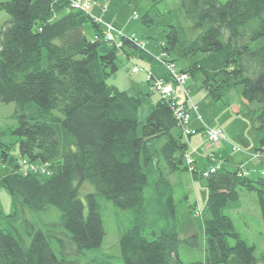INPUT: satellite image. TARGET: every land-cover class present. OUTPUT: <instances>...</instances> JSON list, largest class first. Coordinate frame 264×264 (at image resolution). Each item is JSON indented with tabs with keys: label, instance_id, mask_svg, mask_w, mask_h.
I'll return each instance as SVG.
<instances>
[{
	"label": "trees",
	"instance_id": "obj_1",
	"mask_svg": "<svg viewBox=\"0 0 264 264\" xmlns=\"http://www.w3.org/2000/svg\"><path fill=\"white\" fill-rule=\"evenodd\" d=\"M179 1L191 25L188 30L172 25L163 49L191 60L181 71L191 77L199 74L201 87L213 100L241 84L242 98L261 105L252 121L254 129L264 134V0ZM1 12L7 18L0 21V102L15 104L11 116L17 124L11 132L21 161L47 163L48 173H22L21 161L10 157L9 145L0 140V159L11 167L0 176V185L10 192L15 209L54 206L59 211L54 226L61 231L34 229L30 224L33 230L27 243L0 225V264H78L58 257L51 240L75 251L99 246L105 231L98 195L131 212V225L118 240L123 264L264 262V251L257 258L254 246L241 237L225 213L239 207L238 187L255 190L264 227V176L252 179L248 173L241 174L240 165L228 170L221 164L207 176L199 173L208 189L199 210L203 260L180 259L181 240L174 227L155 231L146 197L154 165L163 163L166 169L157 181L166 188L159 190V201L169 190L166 176L188 169V144L172 107L178 98H159L140 122L143 98L107 84L105 78L117 69L119 51L147 60L157 76L174 80L162 64L127 36L119 48L112 45L100 53L104 41L90 39L82 31L89 21L94 34L102 38L99 24L69 0H0ZM147 19L148 15L142 17L144 22ZM260 171L264 174V169ZM192 172L198 175L197 170ZM84 182L94 188L85 192V201L80 198ZM171 201L169 194L165 203ZM183 240L195 246L197 235Z\"/></svg>",
	"mask_w": 264,
	"mask_h": 264
},
{
	"label": "rangeland",
	"instance_id": "obj_2",
	"mask_svg": "<svg viewBox=\"0 0 264 264\" xmlns=\"http://www.w3.org/2000/svg\"><path fill=\"white\" fill-rule=\"evenodd\" d=\"M87 1L90 2L88 12L93 18L101 20V27L104 24L107 28L110 26L113 32H119L124 36L129 35L128 39L131 35H134L144 43V47H141V49L151 54L153 59L165 68L169 64L168 60L172 58L176 69L184 68L191 63L189 58L178 57L176 53L169 55L167 51L160 47H163L172 25H181L186 30L191 25L179 0ZM144 15H148L150 19L144 22L142 20ZM6 18V13L1 12L0 21L2 22ZM82 31L90 39L93 38L95 33L89 21L83 23ZM197 32L191 33L195 35ZM101 36H103V33ZM111 47L112 44L105 41L99 45L98 50L100 53H105ZM116 65L117 69L106 76L105 81L107 84L115 85L117 88L127 91L130 95L143 98L138 110V120L142 122L151 110V106L160 98V92L150 88L152 86L150 73L155 77L158 76L147 60L136 55L128 58L123 51L117 52ZM133 65L139 68V71H133ZM172 82L175 85L176 93H179L175 81L172 80ZM185 85L188 87V99L197 107L194 111L195 116H201L202 121L221 136L220 142L209 141L204 135L207 139L204 140V144H195L196 146L188 144L187 154L191 155L192 158L196 154L208 153L205 157L197 159V169H205L213 160L214 163H221L228 170H233L236 166L242 164L252 179H256L259 175L264 176L259 170L264 169V143L261 142L264 134L254 129L252 121L260 112V103L249 102L242 98L241 84L232 88L219 100H213L206 96L205 89L200 85L199 74L195 77L189 76L185 81ZM178 99L181 100L180 97ZM14 111L15 104L13 102H0V140L9 145V156L20 162L21 157L16 142L17 138L11 132L17 124L15 118L11 116ZM193 116L194 114L188 122H193ZM210 120L211 123L206 122ZM188 122L185 123L188 124ZM198 124V122L195 123V125ZM138 130L140 132V126ZM197 136L192 135V140H195ZM196 149H198V153L193 155L192 153ZM208 155L211 156L212 160H204ZM36 163L40 162L36 161ZM162 165L163 163L160 167L154 165L146 187L147 207L151 211L149 217L152 219L155 231L160 232L162 229L174 227L181 240L178 244L180 259L185 263L203 260L204 227L199 210L206 203L208 189L203 178L200 177V171L195 176L189 168L180 169L166 176L170 192L167 190L162 193V199L159 201V190H166L165 185L157 182L158 178L161 177L159 172L166 173V169L162 168ZM10 169L8 162L3 163L0 159V176ZM80 187V198L85 201V192L94 191V188L88 182L82 183ZM237 190L239 192V207L226 209L225 213L231 218L241 237L249 245L254 246V254L259 258L264 251V227L257 192L243 187H238ZM169 194L172 196L170 205L165 203ZM97 199L101 205L105 231L101 244L97 247L75 251L69 246L60 247L52 239L51 247L58 257L75 260L78 264H93L94 261H110L114 264H123L118 240L121 231L126 226L131 225V212L115 207L103 195H98ZM58 220L59 211L54 206H49L43 210L15 209L10 192L0 185V225L12 234L19 235L28 243L31 236L30 232L33 230L30 228V224L34 229L43 231L55 229L53 231L56 233L61 231L54 226ZM150 226L146 229L149 233L153 229ZM193 233L197 235L195 246L189 245L183 240ZM152 236V234H149L148 237ZM255 264H264V262L257 260Z\"/></svg>",
	"mask_w": 264,
	"mask_h": 264
},
{
	"label": "built area",
	"instance_id": "obj_3",
	"mask_svg": "<svg viewBox=\"0 0 264 264\" xmlns=\"http://www.w3.org/2000/svg\"><path fill=\"white\" fill-rule=\"evenodd\" d=\"M71 3V6L77 9H81L84 11H87L90 7V2L87 0H69ZM104 9V8H103ZM97 22H101L100 19H96ZM103 39L107 42L114 43L117 46L121 45V36L122 34L119 32H113L111 30V27L107 26L105 27V24L103 25ZM96 38V37H95ZM129 40H131L137 47H144V43L140 40H138L134 35H131L129 37ZM163 55V54H162ZM167 69L172 75L175 84L177 85L178 91L181 95L187 94L186 87H185V81L188 77L186 73L178 72L175 70L174 66L172 64H167ZM133 71L137 72L139 71V68L135 67L133 65ZM151 76V83L152 86L150 88L155 91L160 92L161 98H172L174 97V94H176L175 85L172 81H167L163 78L155 77L153 74L150 73ZM173 107V114L178 121L179 125L181 126L182 133L185 137H187L190 134H194L197 132L196 129L191 128L190 126L186 125L185 122L188 121L190 117V109L196 110V106L188 99L186 98V101L184 100H175L172 102ZM198 118L201 120V117L198 115ZM203 133L206 135L207 139L212 142H219L221 136L218 134L217 131L209 128L205 123L202 125ZM186 161L189 164L190 168H192L193 160L188 155L186 156ZM38 162V161H37ZM217 166H212L207 172H204V175H208L210 172H214ZM20 170L22 173H28V172H35V173H48V166L47 163H36V161H28V160H22Z\"/></svg>",
	"mask_w": 264,
	"mask_h": 264
},
{
	"label": "crops",
	"instance_id": "obj_4",
	"mask_svg": "<svg viewBox=\"0 0 264 264\" xmlns=\"http://www.w3.org/2000/svg\"><path fill=\"white\" fill-rule=\"evenodd\" d=\"M131 56H132V54H131ZM149 66V65H148ZM115 86V85H114ZM194 114V116H193V122H188V125L190 126V127H192V128H197V129H200V127H201V125H202V122H200V120L197 118V116H195L196 114H195V112L192 110L191 112H190V119H191V117H192V115ZM190 121V120H189ZM199 123L198 125H195V123ZM206 122H208V123H211L212 121L210 120V121H206ZM194 136L195 135H198L196 138H195V140H192V135L191 136H189L188 137V139H187V142H188V144L190 145V144H193V145H199V144H204V140H207L206 139V137L203 135V133L202 132H197V133H195V134H193ZM197 141V142H196ZM195 145V146H196ZM204 152V151H203ZM196 153H198V149H196L195 151H193V155L194 154H196ZM208 153L207 152H204L203 154L202 153H200V154H196V156L194 157L193 156V158H194V160H195V167H196V170L197 171H203V170H206V169H208V166L210 167V165L212 164V162H211V164L210 165H208L205 169H202V170H198L197 169V159H199L200 157H205L206 155H207ZM206 159H209V160H212L211 159V156H207L206 158H204V160H206ZM262 169V168H261ZM260 170V169H259ZM258 171V170H257Z\"/></svg>",
	"mask_w": 264,
	"mask_h": 264
}]
</instances>
